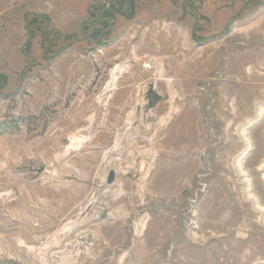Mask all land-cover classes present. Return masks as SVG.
<instances>
[{
    "label": "rangeland",
    "instance_id": "1",
    "mask_svg": "<svg viewBox=\"0 0 264 264\" xmlns=\"http://www.w3.org/2000/svg\"><path fill=\"white\" fill-rule=\"evenodd\" d=\"M112 1L0 0V264H264V0Z\"/></svg>",
    "mask_w": 264,
    "mask_h": 264
},
{
    "label": "bare ground",
    "instance_id": "2",
    "mask_svg": "<svg viewBox=\"0 0 264 264\" xmlns=\"http://www.w3.org/2000/svg\"><path fill=\"white\" fill-rule=\"evenodd\" d=\"M124 71H125V68L124 67H121V66H116L114 68V70L111 71V73H110L111 81L107 84V88H106V91H105L106 93L105 94L112 93L116 89V85H117V83L119 81L120 76L122 75L121 73L124 72ZM237 163H238V160H236V164ZM235 167L237 168V171H238L237 175L239 177H243L244 174L241 173L242 170L238 169L239 166L236 165ZM243 184L246 187L245 190H244V194H245L244 198H245V200L247 202H252L255 205L254 206V209L256 210V212L264 215V208H262L260 206H257V202H256L257 200L254 197H252L251 194H250V191H251V188H249L250 185H248L245 182ZM110 196H112V195H110ZM263 224H264V222H263ZM74 225H75V223H71L69 225L67 224L64 229L65 230H68L69 227H74ZM145 230H146V228L143 231H145ZM135 235L137 236V234H135ZM148 256L151 257L152 255L149 254Z\"/></svg>",
    "mask_w": 264,
    "mask_h": 264
},
{
    "label": "crops",
    "instance_id": "3",
    "mask_svg": "<svg viewBox=\"0 0 264 264\" xmlns=\"http://www.w3.org/2000/svg\"><path fill=\"white\" fill-rule=\"evenodd\" d=\"M139 5H143L146 4L147 6H149L150 4L148 2H144V1H136V6ZM142 6V7H143ZM154 5L150 8H153ZM138 10V7L136 8V11ZM154 13V11H153ZM142 16V15H136L135 19H134V24H139L137 23L138 18ZM84 17V16H83ZM155 19H153V22H157L156 20H161L163 19V17H155L154 15L152 16ZM165 18V17H164ZM84 19L82 18V16H78L77 14H75L74 12H70V11H64L60 17V20L57 21L58 23L56 24V28L58 29V31L62 34V35H67L70 36V34L74 33V29L77 28L79 22ZM158 23V22H157ZM5 72V71H4Z\"/></svg>",
    "mask_w": 264,
    "mask_h": 264
},
{
    "label": "trees",
    "instance_id": "4",
    "mask_svg": "<svg viewBox=\"0 0 264 264\" xmlns=\"http://www.w3.org/2000/svg\"><path fill=\"white\" fill-rule=\"evenodd\" d=\"M125 0H115V1H112V3H110V6L108 8H101V12H100V15L99 17L102 19V22H101V26H104L107 27L106 29V34H108V30H109V26H111V24H108V21L109 20H112L114 18L115 15L119 14L120 16H123V14L125 13V11H127L128 9H130V14L132 13V7H129L128 5V9H122L120 7V4L122 2H124ZM130 1V0H129ZM132 1V0H131ZM128 12V13H129ZM133 15V14H131ZM16 122V121H15ZM15 122H12L14 124H12L11 122L9 123V127L10 129L14 130V129H17L19 127V122L17 121L16 123Z\"/></svg>",
    "mask_w": 264,
    "mask_h": 264
},
{
    "label": "water",
    "instance_id": "5",
    "mask_svg": "<svg viewBox=\"0 0 264 264\" xmlns=\"http://www.w3.org/2000/svg\"><path fill=\"white\" fill-rule=\"evenodd\" d=\"M148 98H149L150 105H153L155 101H159V97L153 94V92L151 91L148 93Z\"/></svg>",
    "mask_w": 264,
    "mask_h": 264
},
{
    "label": "flooded vegetation",
    "instance_id": "6",
    "mask_svg": "<svg viewBox=\"0 0 264 264\" xmlns=\"http://www.w3.org/2000/svg\"><path fill=\"white\" fill-rule=\"evenodd\" d=\"M106 8H108V7H106Z\"/></svg>",
    "mask_w": 264,
    "mask_h": 264
}]
</instances>
